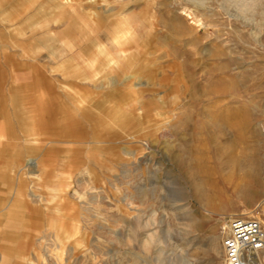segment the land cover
I'll return each instance as SVG.
<instances>
[{
	"label": "rangeland",
	"instance_id": "rangeland-1",
	"mask_svg": "<svg viewBox=\"0 0 264 264\" xmlns=\"http://www.w3.org/2000/svg\"><path fill=\"white\" fill-rule=\"evenodd\" d=\"M62 1L0 0V264H224L264 225V0Z\"/></svg>",
	"mask_w": 264,
	"mask_h": 264
},
{
	"label": "built area",
	"instance_id": "built-area-1",
	"mask_svg": "<svg viewBox=\"0 0 264 264\" xmlns=\"http://www.w3.org/2000/svg\"><path fill=\"white\" fill-rule=\"evenodd\" d=\"M222 250L224 264H264V225L252 218H233Z\"/></svg>",
	"mask_w": 264,
	"mask_h": 264
},
{
	"label": "bare ground",
	"instance_id": "bare-ground-1",
	"mask_svg": "<svg viewBox=\"0 0 264 264\" xmlns=\"http://www.w3.org/2000/svg\"><path fill=\"white\" fill-rule=\"evenodd\" d=\"M242 1V5L250 3V0ZM92 11H95V9H92ZM29 164L35 165V160L31 159L29 161ZM218 167L226 170L228 174L227 176L231 177V179L233 178V180L235 179L236 181H238V185L240 184L238 190L239 194L246 196L248 190L243 187V180L248 178H257L259 177V175H261V160L259 149H247L246 147H243L238 153L228 152V154H226V156H224V158L220 160ZM204 169V166L198 163L195 167V172L193 175V179L195 181V189L200 194L203 191L206 192V190L203 189V181L200 176L201 172L204 171ZM182 261H184L183 264H188L187 262H185V260Z\"/></svg>",
	"mask_w": 264,
	"mask_h": 264
},
{
	"label": "crops",
	"instance_id": "crops-1",
	"mask_svg": "<svg viewBox=\"0 0 264 264\" xmlns=\"http://www.w3.org/2000/svg\"><path fill=\"white\" fill-rule=\"evenodd\" d=\"M65 1H66V2H65ZM67 1H68V0H63L61 4L63 5V4H64V2H65V4H66V3H67ZM94 6H95V5H94ZM91 8H92V9H93V8H96V6H95V7H91ZM95 12H96V11H94V12H93L92 10L90 11V13H94V14H95Z\"/></svg>",
	"mask_w": 264,
	"mask_h": 264
}]
</instances>
